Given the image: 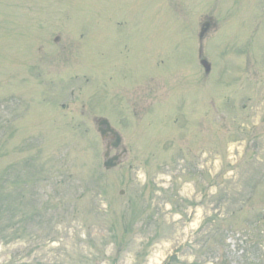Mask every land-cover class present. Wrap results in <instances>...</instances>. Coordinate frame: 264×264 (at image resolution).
I'll return each instance as SVG.
<instances>
[{
  "label": "rangeland",
  "instance_id": "1",
  "mask_svg": "<svg viewBox=\"0 0 264 264\" xmlns=\"http://www.w3.org/2000/svg\"><path fill=\"white\" fill-rule=\"evenodd\" d=\"M0 264H264V0H0Z\"/></svg>",
  "mask_w": 264,
  "mask_h": 264
},
{
  "label": "water",
  "instance_id": "2",
  "mask_svg": "<svg viewBox=\"0 0 264 264\" xmlns=\"http://www.w3.org/2000/svg\"><path fill=\"white\" fill-rule=\"evenodd\" d=\"M209 27V23L206 22L203 27H202V31L200 36L203 37L205 32L207 31ZM202 63L204 64V66L206 67V70L209 71L211 68V64L207 59H202ZM99 130L101 131L102 135H107L108 132L113 133L116 136V140L113 143L114 146H118L122 140L120 134L118 133V131H116L112 126L110 121L107 118H101L99 120ZM106 156L108 157L105 161H104V165L106 168H111L114 167L118 164V159H119V154L113 155L109 157V151L106 152Z\"/></svg>",
  "mask_w": 264,
  "mask_h": 264
},
{
  "label": "flooded vegetation",
  "instance_id": "3",
  "mask_svg": "<svg viewBox=\"0 0 264 264\" xmlns=\"http://www.w3.org/2000/svg\"><path fill=\"white\" fill-rule=\"evenodd\" d=\"M209 74H210V72H209ZM209 74L206 73V76H203V77H204V80H205V78H206V79L208 78ZM241 88H242V87H241V82H238V85L235 87L234 90L237 92V91H239ZM246 106H247V105H246ZM244 108H245V107H244ZM110 142H111V143L114 142V139L112 138L111 135H110Z\"/></svg>",
  "mask_w": 264,
  "mask_h": 264
}]
</instances>
